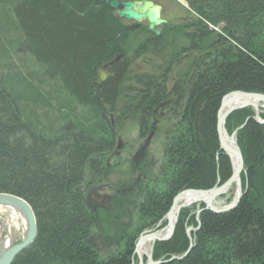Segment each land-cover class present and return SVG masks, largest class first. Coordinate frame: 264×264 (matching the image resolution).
<instances>
[{
	"label": "trees",
	"instance_id": "obj_1",
	"mask_svg": "<svg viewBox=\"0 0 264 264\" xmlns=\"http://www.w3.org/2000/svg\"><path fill=\"white\" fill-rule=\"evenodd\" d=\"M186 1L198 14L177 28V37L188 41L180 49L188 58L186 72L172 77L169 52L152 51V78L135 77L145 88L140 95L146 103L170 104L162 156L135 188V204L124 196V202L117 199L109 210L94 212L86 195L102 175L101 157L114 143L105 103L117 110L126 64L114 65V78L100 87L97 69L126 54L128 39L142 26L120 19L108 0H0V193L26 199L38 224L35 241L12 264H134L139 236L161 221L166 225L179 192L210 189L231 177L232 162L217 131L218 111L230 92L264 94V0ZM210 24H222L221 31ZM147 37L152 48L164 47V35ZM178 44L171 45L177 49ZM148 48L138 45L134 58L147 56ZM19 52L40 72L26 66L21 72L10 60ZM42 73L46 81L38 78ZM255 113L246 107L226 120L230 134L238 130L245 163L237 206L200 214L197 204L183 208L173 237L155 243L154 260L264 264V123ZM190 225L197 228L192 238ZM191 243L185 257L170 260Z\"/></svg>",
	"mask_w": 264,
	"mask_h": 264
},
{
	"label": "water",
	"instance_id": "obj_2",
	"mask_svg": "<svg viewBox=\"0 0 264 264\" xmlns=\"http://www.w3.org/2000/svg\"><path fill=\"white\" fill-rule=\"evenodd\" d=\"M108 5L110 6L112 10L115 11L116 15L120 19L138 23V24L143 23L144 21H147L148 30L156 33L157 35H160L162 30L165 27L173 26L176 23H180L185 19L181 17L172 18V19L165 18L162 14L163 6L160 3H157L155 0H109ZM119 60H120V57H117L111 63L102 66L98 70L97 72V84L98 85H102L108 80L106 67L108 65L116 64ZM260 101L264 103L263 93L234 91L224 96L222 103L220 105V108H219V112H218L217 131L219 135L221 148L230 156V158H231V154H233L235 155L237 159L236 165L233 166V173L231 177L222 184H221V181L218 180L217 184L210 189L189 188L185 191L178 193L174 198V201L171 205L170 210L165 216V219L167 220V227H165L167 228V232L164 234L162 232V230L164 229L147 230V231H144L138 238L136 247H135V255L138 257V264H161L163 263L162 260L153 259V253H152L153 249H152L151 254L147 256V261H145V258L139 253L138 247L141 241L145 237L152 238L155 243L168 241L173 237L175 229H176V225L178 223L180 211L182 208L186 207L182 205L176 212V204L182 193L184 192L194 193L195 192L198 194L208 196L206 201H201V203L205 204V207L202 209H199L197 211L198 214L201 213L203 210H211L217 213L226 212L237 206L243 194L242 190L239 196L235 198V200L230 205L223 207V208H217L215 206V202L217 198L225 194L230 189L231 185L235 182V180L240 177L245 167L243 153L236 139H235L236 144H237L236 148L230 147L224 139V134L226 135L229 134L226 128V119L237 108L236 104H238V102L243 103L239 107H243L246 105H253V104H254L253 106L255 107L257 106L256 103ZM225 107H228V110L225 113H223V110ZM229 137L235 138L234 134L233 135L229 134ZM93 193L94 191L91 192L87 198L88 206L91 208L92 211H95L97 208H105L106 204H108L111 200V196L102 195L100 196L101 198H96L94 197ZM0 205L7 206L10 208L11 207L22 208L27 218L28 233L26 237L18 244L7 246L5 249H2L0 247V264H12L15 258L18 256V254H20L24 249L29 247L35 241L37 234H38L37 219H36V215H35V212L32 206L28 202H26L24 199L18 196H15L9 193H0ZM192 230H194L193 227H189L187 230L190 238H192L190 235V232ZM192 246L193 245L191 243L190 248L184 255H182V257L173 256L170 260H173L175 258L181 259L185 257L186 254L191 250Z\"/></svg>",
	"mask_w": 264,
	"mask_h": 264
},
{
	"label": "rangeland",
	"instance_id": "obj_3",
	"mask_svg": "<svg viewBox=\"0 0 264 264\" xmlns=\"http://www.w3.org/2000/svg\"><path fill=\"white\" fill-rule=\"evenodd\" d=\"M155 1L160 3L163 6V15L167 19L186 17L188 19L187 22H189V21H194L195 19L198 18V14L196 13V11H194L190 7L189 3L186 0H155ZM187 22L183 20L181 23L176 24L174 26L175 27L174 30H169V29H167V27L162 30L161 35L165 36L164 39H162V42H164L163 43L164 47H162V48L165 50V52H169L171 54L175 53L174 60L177 61L174 63V69H173L174 72H172V77H176L178 75L179 76L183 75L187 69L188 58L187 59L184 58L185 55L183 54V52L182 53L180 52V49L183 45H187L188 41L185 40V38H182V37L178 38L177 37L179 35L178 31L180 30L177 28H179V25L183 26L184 23L186 24ZM140 24L142 26V29L134 32L133 35L128 39L127 44H126V46H127L126 59H127V61H130L132 64L130 73L128 75L130 78V81L128 80L127 82H125L126 83L125 89L127 87V89L125 90V93L127 90H129V91H127L128 95L133 94L131 92V90L128 89V87H129L128 85L133 86V82H135V77L137 75H139L140 73H142L139 68L142 67L148 71L152 69V53L148 54L147 56L141 57V58H137V57L134 58V53H135V49L137 48V46L140 43L146 44L147 39H148L147 36L153 34L152 32H150V33L144 32L143 27L147 28V21H144L143 23H140ZM210 27L212 29H215L216 31L220 32L222 24L217 26V27L210 24ZM176 41L180 42V44H178L177 46L181 45L177 49H175L171 45L172 43H174ZM10 60L14 61L17 64L16 66L21 69L20 70L21 72L26 73V71L23 68L24 66H26V68H31V69H34V70L40 72L39 67H37L34 64V61L32 60V58L27 56V54H25L24 52L12 54ZM158 60H161V59L159 58ZM38 78L40 80H45V81L47 80L46 75H44L43 73L40 74ZM125 103H126V99H125ZM116 105L119 106L117 103H116ZM119 107H121V106H119ZM162 111H164L165 115H166V109H163ZM133 114H134V112L132 111L131 114H129V116L125 117L122 120H118L117 125H114V126L110 124V120H108V118L106 117V114H105V118H104L107 121L108 125H110V127L115 131L116 137L118 134V137H122L125 141H129V143H130L129 146H127L124 149V151L122 152V155H121V159L123 160L125 158L126 162L124 163L123 167L120 168V170L124 174H127V176L131 175V171L128 172V170H130V168L131 169L134 168L133 167L134 162H133V160L129 159V157H131L136 152V150L139 149V147H141V145H143V143H145V140H146V137L143 139H140V137H139V135H140L139 124H138V121L136 120V118L133 117ZM121 116L123 117V115H121ZM166 117L167 116H164V117L158 116L157 117L158 121H156L157 129L155 132V137L152 140L150 147L146 150L145 163L142 165L140 170L136 169V174L144 175V177H142L144 179H145V174L148 175L149 172L151 171V169H148V168L149 167L152 168V164H151L152 158H154L155 160H159L162 156L163 136H162L161 131H163V130L161 128H163L162 126L165 123ZM114 118L115 117L112 116V119H114ZM151 130H152V126L149 124L148 130L146 131L144 136H146L148 134V132H150ZM237 132H238V130L234 131L231 134L229 132L228 133L230 135L234 134V137L237 141ZM231 162H232V159H231ZM232 167H233V163H232ZM115 178H116V176L113 177V179H115ZM236 190H237V188L235 186H233L225 194L218 197L216 202H215V206L217 208H223V207L230 205L235 200ZM194 204H197V209H198V208H200V205L202 203L199 202V203H194ZM12 219H14V221L16 223V224L13 223V226H12ZM165 227H167V223H166V225H163V221H161L155 229L161 230ZM189 227H193V226L190 225ZM24 230L25 229H24V225H23V219L19 216V214L13 213V210L11 208H8L6 206H0V247L2 249H5L7 246H10V245H13L17 242H20L23 238ZM135 260H137L135 262V264H138V257L137 256H136ZM145 260L147 261V257H145Z\"/></svg>",
	"mask_w": 264,
	"mask_h": 264
},
{
	"label": "flooded vegetation",
	"instance_id": "obj_4",
	"mask_svg": "<svg viewBox=\"0 0 264 264\" xmlns=\"http://www.w3.org/2000/svg\"><path fill=\"white\" fill-rule=\"evenodd\" d=\"M184 18H185L184 21L187 22L188 19L186 17H184ZM189 22H187V23H189ZM117 63L126 64L125 65V71H124V73H122V76L120 78V81H121L120 92L122 93V95L125 99H129V97H130L131 103H129L127 105V107H129L128 110L123 109V107L121 106V107H118L117 110H113V111H105V109H104V113L106 114V117L108 118V120H110V124L114 126L117 124L118 120L124 119L125 117L129 116V114H131V112L133 111L134 112L133 117L136 118V120L138 121L139 128H140L139 137H140V139H143L146 137V140H145V143H143V145H141V147H139V149H137L136 152L131 157H129V159L133 160V162L135 164V165L133 164V167H134L133 169L130 168L131 175L133 174V177H134L133 182L131 183V180L128 178L127 174H124L120 170V168L123 167L124 163L126 162L125 158L123 160L121 159L122 152L124 151V149L127 146H129L130 143H129V141H125L122 137H118V134L116 137V133L113 130V134H114L113 140L116 144V148H115L112 156L110 157L109 161L106 163V165L110 166L111 162L114 165H116V167H117V170H116L117 173L115 175L116 178L110 179L106 184H103V186H101V187L97 184H94L91 187L92 190L95 189V191L93 193L94 197L101 198L100 196H102V195H108V196H111V200L108 204H106L105 208H97L94 212L101 210V209L109 210L112 207L114 200L118 199V201L124 202V196H125L126 192H128V190H134L135 185L142 182V179H144L142 177H144V175L136 174V169L140 170L142 165L145 163L146 150L150 147L152 140L155 137V132L157 129L156 121H158L157 117L158 116H160V117L166 116L165 112L162 110L170 105L167 102L166 103H159V104H156V103L152 104V101H150V102L146 103V101L143 100L144 93L142 95H140L141 91L145 90V88L140 86V80L137 78H135V82H133V86L128 85L129 86L128 89H130L133 94H131V96L128 95L127 91H129V90H127L125 93V90L127 89V87L125 89V84H126L125 82H127V80L125 78L127 77L130 81L129 76H126V75L128 73H130L132 64L130 61H127L125 56H123ZM116 64H113L112 67ZM168 67L173 68L174 66L171 63L168 65ZM139 69L142 72L140 74L147 73L152 78V69L149 71L145 70L142 67H140ZM140 74L137 75L136 77L140 76ZM110 79L111 78H108L107 82ZM150 84H151V94H152V83H150ZM121 115H123V117ZM112 116H114L115 118L112 119ZM152 123H153L152 130L150 132H148V134L146 136H144L146 131L148 130V127L145 128V131H144V129L143 130L141 129L142 126H147V125L149 126V124L152 126ZM113 145H114V143H113ZM141 148H143V150L141 152H139ZM151 164H152V162H151ZM105 173L106 172H104V174ZM145 179H148V176L146 174H145Z\"/></svg>",
	"mask_w": 264,
	"mask_h": 264
},
{
	"label": "bare ground",
	"instance_id": "obj_5",
	"mask_svg": "<svg viewBox=\"0 0 264 264\" xmlns=\"http://www.w3.org/2000/svg\"><path fill=\"white\" fill-rule=\"evenodd\" d=\"M108 2H109V0H108ZM158 3V2H157ZM109 6V5H108ZM109 8H110V6H109ZM111 9V8H110ZM114 11V10H113ZM162 14H163V11H162ZM164 16V15H163ZM130 22V21H129ZM134 23V22H133ZM177 24V23H176ZM148 28V27H147ZM166 28V27H165ZM150 31V30H149ZM151 32V31H150ZM154 35H156V37H158V36H161V34H162V32H161V34L160 35H157L156 33H154V32H152ZM141 44V43H140ZM139 44V45H140ZM146 44H148V51H149V53H152V51L153 52H156L157 54H159V55H162L163 54V52H164V49L160 46V45H156L154 48H152V37H150L149 39H147V42H146ZM149 53H147V54H149ZM153 54V53H152ZM123 56H125L126 57V54L125 53H121V54H119L117 57H120V59L123 57ZM116 57V58H117ZM115 58V59H116ZM115 59H113V60H115ZM166 59H168L169 60V64H171V62H173V61H175L174 60V56L171 54V53H167L166 54ZM113 60H110V61H108V62H105V63H103L102 65H100L99 66V68L97 69V72H98V70L102 67V66H104V65H107V64H109V63H111ZM175 62H177V61H175ZM146 70V69H145ZM106 72H107V75H108V78H114V76H115V73L113 72V67H112V65H108L107 67H106ZM127 81L129 80L128 78H125ZM107 82V81H106ZM105 82V83H106ZM121 82V81H120ZM104 83V84H105ZM96 84H97V73H96ZM103 85V84H102ZM102 85H98L97 84V86H102ZM120 86L121 85H119V87L117 88V94H116V96H115V100H116V103L118 104V105H120V106H122L123 107V109H125V110H128L129 109V107H127V105L129 104V103H131V99H130V97H129V99H126V104H125V98L123 97V95H122V93H120ZM236 91H243V90H236ZM234 92V91H233ZM245 92H248V91H245ZM230 93H232V92H230ZM256 93H258V92H256ZM229 94V93H228ZM227 95V94H226ZM225 95V96H226ZM130 96H131V94H130ZM99 97H100V99H102V100H105V98H104V90L103 89H101V91H100V93H99ZM224 98V97H223ZM223 100V99H222ZM125 104V105H124ZM243 103L242 102H238V104H236V106H237V108L234 110V111H237V110H241V109H244V108H246V107H252L254 110H255V115L253 116L255 119H257V120H259L260 122H263L264 123V120H262V119H260V114L264 111V103H262L261 101L260 102H258V103H256L257 104V106H253V105H246V106H243V107H239V106H241ZM105 107H106V109H105V111H108V110H113V109H110L109 108V106H107V104L105 103ZM119 107V106H118ZM228 110V107H225L224 108V110H223V113H225L226 111ZM233 111V112H234ZM219 112V111H218ZM169 119V117H167L166 118V120H165V124L162 126L163 128H161L163 131H161L162 132V136L163 137H165L164 136V127L166 126V123H167V120ZM227 120V119H226ZM249 120V119H248ZM117 125V124H116ZM148 127V125L146 126V128ZM152 127H153V123H152ZM113 130V129H112ZM224 139H225V141H226V143L230 146V147H233V148H236L237 147V144H236V141H235V138H232V137H229V134L228 135H226V134H224ZM113 148L111 149V150H109V151H106V152H104V155L101 157V159H100V161L102 162V170H103V172H102V175H101V177L100 178H98L97 180H96V182H93L92 184H91V187H92V185H94V184H97V185H99L100 187L101 186H103V184H106L110 179H112L113 177H115V175H116V170H117V167H116V165H114L112 162H111V164H110V166H107L106 165V163L109 161V159H110V157L112 156V154H113V152H114V150H115V148H116V144L114 143V145L112 146ZM121 147V146H120ZM143 150V148H141L140 149V151L139 152H141ZM231 158H232V162H233V166H235L236 165V163H237V159H236V157H235V155H233V154H231ZM152 161L153 162H155V163H158L157 161L158 160H155L154 158H152ZM148 169H152V168H148ZM130 170H128V172H129ZM104 172H106L105 174H104ZM128 178L131 180V183L133 182V179H134V177H133V174L132 175H129L128 176ZM141 183V182H140ZM140 183H138L137 185H135V187H134V190H128V192H126V194H125V196H129V198L131 199V197H133L132 198V200H131V202H133V204H135V201L138 199V196H139V191H137V190H135V188L136 187H138L139 186V184ZM233 186H235L236 188H237V190H236V197L235 198H237L238 196H239V194H240V192H241V190L243 191V183H242V175H240V177L239 178H237L236 180H235V182L231 185V187H230V189L233 187ZM91 187L88 189V192H87V195H86V201H87V198H88V195L91 193V192H93V191H95V189H91ZM189 189V188H188ZM185 190H187V189H184V190H182V191H185ZM181 191V192H182ZM180 193V192H179ZM12 195H14V194H12ZM138 195V196H137ZM15 196H17V195H15ZM18 197H20V196H18ZM20 198H22V197H20ZM207 198H208V196L207 195H202V194H198V193H193V192H184V193H182L181 194V196L179 197V199H178V201H177V204H176V212H177V210L183 205V206H186V207H184V208H187V207H190V206H192L194 203H199V202H201V201H206L207 200ZM22 199H24V198H22ZM135 201H134V200ZM26 202H28L26 199H24ZM174 201V200H173ZM29 203V202H28ZM30 204V203H29ZM88 204V203H87ZM202 204H204V203H202ZM205 205V204H204ZM0 206H3V205H0ZM205 207V206H204ZM204 207H200V208H198L197 209V211L199 210V209H202V208H204ZM8 208H10V207H8ZM11 209L13 210V213H17V214H19V216L23 219V225H24V234H23V238H22V240L26 237V235H27V233H28V226H27V218H26V215H25V212L23 211V209L22 208H14V207H11ZM183 209V208H182ZM181 209V210H182ZM204 211V210H203ZM181 212V211H180ZM200 214V213H199ZM180 216V215H179ZM13 223H15V221H14V219H12V226H13ZM16 224V223H15ZM37 226H38V224H37ZM18 228V227H17ZM194 228V227H193ZM164 230H162V232L165 234L166 232H167V228H163ZM197 228H194V230H196ZM175 233V232H174ZM140 237V236H139ZM21 240V241H22ZM20 241V242H21ZM20 242H17V243H15V244H18V243H20ZM137 243V242H136ZM14 244V245H15ZM153 244H154V246H153ZM152 246H153V248H152ZM154 247H155V242H154V240L152 239V238H149V237H145L142 241H141V243L139 244V247H138V251H139V253L145 258V257H147V256H149L150 254H151V252H152V249H153V251H154ZM193 247V246H192ZM189 248H190V246H189ZM188 251V250H187ZM186 251V252H187ZM185 252V253H186ZM153 253V252H152ZM184 253V254H185ZM135 254V253H134ZM183 254V255H184ZM179 257H182V256H179ZM146 261V260H145ZM135 264V263H134Z\"/></svg>",
	"mask_w": 264,
	"mask_h": 264
}]
</instances>
